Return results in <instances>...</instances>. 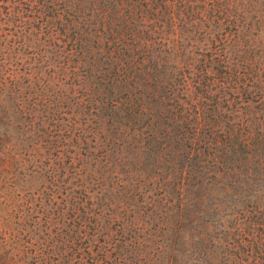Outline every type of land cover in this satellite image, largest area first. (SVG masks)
Returning <instances> with one entry per match:
<instances>
[{"label":"rangeland","instance_id":"rangeland-1","mask_svg":"<svg viewBox=\"0 0 264 264\" xmlns=\"http://www.w3.org/2000/svg\"><path fill=\"white\" fill-rule=\"evenodd\" d=\"M160 2L38 0L34 5L37 18L28 24L34 27L28 29L11 62L15 73L10 78L12 142L25 160L14 195L23 196L31 217L55 222L49 230L56 226L73 242L59 243L54 253L47 247L49 263L35 258L34 264H218V247L211 244L220 231L218 198L207 196L196 203L198 172L192 171L190 184L194 185L188 186L186 219L193 229L187 226L178 235L171 234L178 201L169 184L167 162L160 166L159 149L145 138L148 130L140 126L143 120L135 122L131 115L106 109L120 99L125 105L130 96L120 68H126L123 62L129 57L125 51L119 56L113 50L116 31L125 22L131 28H142L154 20L169 31L166 12L157 8ZM209 8L201 0L186 12L188 22L176 19V24L217 29L218 12H204ZM52 14L77 24L75 29L58 26L57 52L48 43L55 41L49 33L56 24L46 23ZM102 21L117 30L102 27ZM78 27L88 33L75 49ZM216 37L195 45L193 72L202 58L218 52V33ZM158 73L146 67V79L138 85L147 97L141 101H149V115L157 105L153 93L158 83L152 77ZM124 105L119 104L123 112ZM199 194L208 195L205 189ZM129 221L142 224L137 232L140 243L123 242V237L132 235L125 226ZM197 222L201 224L195 230ZM57 258L59 263L53 261Z\"/></svg>","mask_w":264,"mask_h":264},{"label":"trees","instance_id":"trees-1","mask_svg":"<svg viewBox=\"0 0 264 264\" xmlns=\"http://www.w3.org/2000/svg\"><path fill=\"white\" fill-rule=\"evenodd\" d=\"M37 1L0 0V264H34L35 258L49 263L47 247L54 253L59 243L73 244L56 226L49 230L55 222L31 217L23 196L14 195L25 160L12 142L10 78L15 73L11 62L28 29L34 27L28 24L37 18L33 11ZM199 1L161 0L157 8L166 12L169 31L156 24L157 20L142 28H131L125 22L120 30L102 21V27L117 30L112 40L115 53L120 56L125 51L129 57L123 62L126 68L117 64L123 70L125 88L130 90L128 102L124 105L116 100L106 109L131 115L135 122L143 120L140 126L148 130L145 138L159 149L160 166L167 162L169 184L178 201L171 234L178 235L187 226L189 231L193 229L186 215L188 186L194 185L190 174L196 170V203L207 196L218 198L220 231L211 242L218 247V264H264V0H204L210 7L204 12H218L217 29L176 24V19L188 22L186 12ZM46 23L56 24L49 33L55 41L48 42L55 52L59 49L58 26L75 29L77 25L57 14ZM87 33L77 28L75 49L87 39ZM217 33L218 52L202 58L193 72L195 45L209 37L215 40ZM133 64L137 66L133 68ZM146 67L160 72L152 77L158 90L153 93L157 105L150 115L146 113L149 101H141L147 97L138 86L146 79ZM193 92L196 97L191 96ZM119 104L124 105V112ZM204 181L210 184H202ZM200 189L216 193L202 195ZM19 199L21 203H17ZM197 224L195 230L201 223ZM125 226L132 235L123 237V242L140 243L137 232L142 224L129 221ZM58 258L53 261L59 263Z\"/></svg>","mask_w":264,"mask_h":264}]
</instances>
